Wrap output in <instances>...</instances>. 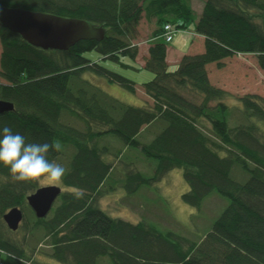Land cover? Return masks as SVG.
I'll list each match as a JSON object with an SVG mask.
<instances>
[{
    "label": "trees",
    "instance_id": "1",
    "mask_svg": "<svg viewBox=\"0 0 264 264\" xmlns=\"http://www.w3.org/2000/svg\"><path fill=\"white\" fill-rule=\"evenodd\" d=\"M204 5L196 17L189 0H0V7L80 17L106 31L99 42L43 50L0 24V99L14 103V111L0 114V138L9 127L26 143L58 140L62 149L50 150L47 157L56 163L64 147L73 149L62 179L73 191L63 190L51 217L34 220L52 238L51 257L58 262L99 264L106 257L108 264H264V97L250 92L228 104L230 90L210 76L211 64L222 67L238 56H253V66L264 72V0H206ZM143 17L159 25L144 66L155 76L142 85L154 104L133 106L83 74L131 93L137 83L84 53L95 51L118 63L121 55L136 58L137 49H130L125 37L137 34ZM166 23L178 32L193 27L205 37V51L184 54L169 70ZM66 114L82 121L83 128L68 124ZM148 128L154 133L145 143L139 135ZM110 135L155 159L152 175L132 169L118 188L123 180L113 179L110 155L119 159L123 149L105 144ZM179 167L189 187L182 198L189 206L200 209L212 192L228 199L198 241L158 221L114 218L96 204L118 189L136 194ZM36 187L37 181L13 180L0 163V264H25L17 260L24 251L4 238L1 227L3 214L24 204Z\"/></svg>",
    "mask_w": 264,
    "mask_h": 264
},
{
    "label": "rangeland",
    "instance_id": "2",
    "mask_svg": "<svg viewBox=\"0 0 264 264\" xmlns=\"http://www.w3.org/2000/svg\"><path fill=\"white\" fill-rule=\"evenodd\" d=\"M205 1L206 0H189V4L196 17L202 13ZM158 27L159 25L156 24L155 19L148 20L143 17L140 25L137 27V34L132 35V33H130L125 37L126 41L130 44V49H137L138 56L141 55V57H144L149 52V47L156 42L155 39L159 38L156 33V31L159 30ZM190 29L193 30V27ZM2 48L0 41V55ZM170 49L171 55L169 60H172L171 62L174 63L176 51L174 47H170ZM84 55L88 59L91 58V60L100 63L108 70H112L120 75L122 74L131 81L133 80L137 83V86L135 93H131L124 88L105 86L101 80L90 72H85L83 74L84 78H87L94 85L99 87L102 86L110 95H116L118 99L129 105L142 106L143 103H146L152 106L154 104L150 96L143 91L142 85L143 82L153 80L155 75L154 72L140 66L141 61H136L138 56L133 59L121 55L119 58L120 63H118L112 59L104 58L100 53L95 51L85 52ZM146 57H148V55L144 57V61ZM167 63L169 66L168 60ZM253 64V56H238L235 58H227L222 67H218L216 64L210 65L212 69L210 75L211 79L214 80L216 85L222 86L224 89H227V91L230 90V94L233 95L229 97V99H226L228 104L237 103L236 96L250 92L257 93L264 97V72H258ZM142 66H145V64L143 63ZM172 66L174 67L169 66L168 69L173 70L177 65L174 64ZM197 100H199V96H197ZM64 119L68 124L79 129L84 126L82 121L71 115L66 114ZM151 133H154L153 130L148 128L140 133L139 136L142 141L146 143L153 137ZM101 140L102 138L99 141ZM104 141L105 144L112 149H123V153L119 159L110 155L115 164V172L113 174L115 178L113 179L123 180V182L118 183V188L124 186L126 172L132 171V169H138L146 176L152 175L154 172V166L156 165L155 159L144 157L137 148L124 147L116 136H105ZM63 150L64 152L58 158L57 163L67 168L70 162L69 160L72 157L73 149L64 147ZM48 185L52 184H50L46 178H41L37 181V187L31 192H34L39 187ZM55 185L61 186L62 189L64 188L63 190L68 189L62 182ZM188 190V184L185 177H183V169L179 167L170 170L169 173L163 176L162 179L154 185L141 187L136 194H130L124 189H118L114 192L107 193L104 197L100 198L96 204L101 210L114 218L120 217L134 223H139L140 220L158 221L162 226L176 230L191 240L198 241L204 233L210 230L216 217L227 205L228 199L212 192V194L205 198L200 209H198L189 206L183 200L182 194ZM31 192L28 193V195H30ZM58 202H60V197L54 202L53 209L59 205L57 204ZM19 207L22 208L24 213V218L19 225V229L11 230L7 227L4 218L1 227L4 238H7L9 242H13L18 248L24 251V256L17 260L25 264H53L51 263L53 261V257H51V253L53 252V246H51L52 238L44 235V227L34 224V220L38 217L27 204V201ZM51 216L52 213L50 212L48 217ZM25 217H27L29 222L27 224H23ZM56 261L57 260H54V262ZM98 263L108 264L107 258H105V260L103 258L98 259Z\"/></svg>",
    "mask_w": 264,
    "mask_h": 264
},
{
    "label": "water",
    "instance_id": "3",
    "mask_svg": "<svg viewBox=\"0 0 264 264\" xmlns=\"http://www.w3.org/2000/svg\"><path fill=\"white\" fill-rule=\"evenodd\" d=\"M0 24L11 32L20 35L32 46L43 50L67 51L80 40H102L106 31L103 25L80 17H64L58 14L40 12L20 7H0ZM14 111V103L0 99V114ZM62 194L59 185L42 186L27 197L28 205L35 215L47 217L54 202ZM22 208L12 207L3 214L7 227L18 230L24 218Z\"/></svg>",
    "mask_w": 264,
    "mask_h": 264
},
{
    "label": "clouds",
    "instance_id": "4",
    "mask_svg": "<svg viewBox=\"0 0 264 264\" xmlns=\"http://www.w3.org/2000/svg\"><path fill=\"white\" fill-rule=\"evenodd\" d=\"M61 149L62 144L58 140L42 144L26 143L23 135L13 134L9 127H4L0 138V163L9 168L15 181L32 182L46 178L50 184H59L67 169L47 157L50 150ZM75 195L79 197L83 193L77 192Z\"/></svg>",
    "mask_w": 264,
    "mask_h": 264
},
{
    "label": "crops",
    "instance_id": "5",
    "mask_svg": "<svg viewBox=\"0 0 264 264\" xmlns=\"http://www.w3.org/2000/svg\"><path fill=\"white\" fill-rule=\"evenodd\" d=\"M173 39H174L173 42L168 43L170 45H168V47H167V50H168L167 60L169 62V66L170 67H174V66H172L174 64L178 66V64L180 62V59L184 56V54L195 55L197 53H202V52L205 51V48H204L205 47V37H203L202 35L194 32V30L179 31L178 33H176V35L174 36ZM186 39H187V41H186ZM170 47H174V49L176 51V55L174 56V63L171 62L172 60H169L170 55H171L170 54V51H171ZM146 55H148V53ZM144 57L143 56L141 57V55H140L136 59V61H138V62L141 61L142 62V63L140 62V66L141 67H144V66H142L143 63L145 64ZM114 87L120 88L119 86H114ZM114 96H116V95H114ZM68 190L69 191H73L71 188H69ZM132 223H134V222H132ZM102 258L105 260L106 257L105 258L101 257L100 259H102ZM52 260L53 261L51 263H53V264H62V263H60L58 261L54 262V260H55L54 258H52Z\"/></svg>",
    "mask_w": 264,
    "mask_h": 264
},
{
    "label": "built area",
    "instance_id": "6",
    "mask_svg": "<svg viewBox=\"0 0 264 264\" xmlns=\"http://www.w3.org/2000/svg\"><path fill=\"white\" fill-rule=\"evenodd\" d=\"M163 32H164V39H166L167 42H172L174 36L176 35V33L178 32V29L175 28L173 25L166 23L163 26Z\"/></svg>",
    "mask_w": 264,
    "mask_h": 264
},
{
    "label": "bare ground",
    "instance_id": "7",
    "mask_svg": "<svg viewBox=\"0 0 264 264\" xmlns=\"http://www.w3.org/2000/svg\"><path fill=\"white\" fill-rule=\"evenodd\" d=\"M92 61L95 62L94 60H92ZM97 63H98V62H97ZM39 188H41V187H39ZM39 188H37V189H39ZM37 189H36V190H37ZM36 190H35V191H36ZM35 191H34V192H35ZM31 193H33V192H31ZM30 195H31V194H30ZM30 195H28V196H30ZM28 196H27V197H28ZM27 197H26V201H27ZM27 204H28V202H27ZM29 206H30V205H29ZM14 207H19V206H14ZM30 207H31V206H30ZM19 208H20V207H19ZM31 209H33V208H31ZM52 209H53V208H52ZM52 209H51V210H52ZM33 211H34V210H33ZM50 212H51V211H50Z\"/></svg>",
    "mask_w": 264,
    "mask_h": 264
}]
</instances>
